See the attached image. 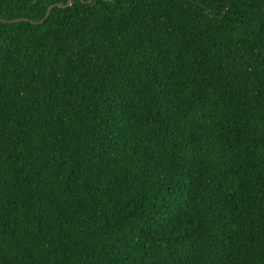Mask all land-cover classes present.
Segmentation results:
<instances>
[{"label": "trees", "instance_id": "obj_1", "mask_svg": "<svg viewBox=\"0 0 264 264\" xmlns=\"http://www.w3.org/2000/svg\"><path fill=\"white\" fill-rule=\"evenodd\" d=\"M71 1L0 0V264H264V0Z\"/></svg>", "mask_w": 264, "mask_h": 264}, {"label": "water", "instance_id": "obj_2", "mask_svg": "<svg viewBox=\"0 0 264 264\" xmlns=\"http://www.w3.org/2000/svg\"><path fill=\"white\" fill-rule=\"evenodd\" d=\"M82 1H83V0H82ZM91 2H92V0H88V3H91ZM71 5H72V1H71V0H68V3H67L66 5H60V4H57V5L51 6V7L48 9V11H47V13H46V16L44 17V19L42 20L41 23L45 22V21L49 18L50 13H51V11H52V9H53L54 7H58V8L65 9V8L70 7ZM21 21H26V20H25V19L14 20V21H11L10 23H17V22H21Z\"/></svg>", "mask_w": 264, "mask_h": 264}]
</instances>
